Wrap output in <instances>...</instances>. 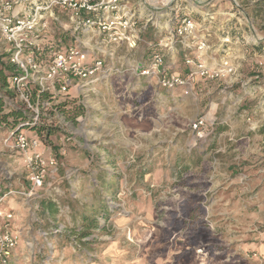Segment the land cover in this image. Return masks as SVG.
<instances>
[{
    "label": "rangeland",
    "instance_id": "1",
    "mask_svg": "<svg viewBox=\"0 0 264 264\" xmlns=\"http://www.w3.org/2000/svg\"><path fill=\"white\" fill-rule=\"evenodd\" d=\"M228 8L229 2H223L218 10ZM246 8L260 28L264 0ZM250 54L248 62H241L229 100L217 84H204L192 99L145 83L126 91L124 82L120 93L110 86L106 98L100 92L89 97L87 116L84 112L74 120L61 108L80 103L61 99L57 113L68 122L65 130L54 101L49 117L27 129L51 146L58 166L39 191L38 208L9 201L23 231L12 264H264V68L254 64L262 55L259 47ZM8 67L0 57V70ZM240 80L250 81L249 88ZM123 95L133 104L113 106L112 100ZM0 100L2 116L13 110L24 114L1 82ZM142 101H152L157 115L151 126L140 128L124 118L144 119L138 107ZM200 117L207 120L202 138L190 129ZM17 119L0 120V174L14 172L13 186L26 184L19 156L4 144ZM219 126L224 130L215 133ZM65 136L73 138L61 155ZM43 200L52 201L57 211L45 210ZM91 205H104L110 215L98 217L101 228L84 245L74 226ZM60 222L66 232L54 238L55 251L46 248L27 260L26 237L42 246L38 230Z\"/></svg>",
    "mask_w": 264,
    "mask_h": 264
},
{
    "label": "built area",
    "instance_id": "2",
    "mask_svg": "<svg viewBox=\"0 0 264 264\" xmlns=\"http://www.w3.org/2000/svg\"><path fill=\"white\" fill-rule=\"evenodd\" d=\"M243 1L0 0V57L12 68L13 102L21 103L24 112L4 144L19 156L26 182L13 186L14 172L5 169L0 174V264H12L23 240L10 199L38 208L39 191L59 161L51 146L27 128L49 117L56 101L55 114L65 130L68 122L57 113L61 99L82 104L87 116L86 100L98 95L100 86H112L113 80L125 82L126 91L145 83L192 99L211 83L221 87L224 100L231 99L241 62L249 61L251 50L259 47L262 55L254 64L264 68V19L259 28L246 8L263 0H247L246 6ZM223 2L230 8L219 11ZM239 82L249 88L250 81ZM206 124L200 117L190 129L202 138ZM72 138H62L61 155ZM65 232L63 222L40 228L42 246L29 235L25 258L42 255L46 248L53 253L54 238Z\"/></svg>",
    "mask_w": 264,
    "mask_h": 264
},
{
    "label": "trees",
    "instance_id": "3",
    "mask_svg": "<svg viewBox=\"0 0 264 264\" xmlns=\"http://www.w3.org/2000/svg\"><path fill=\"white\" fill-rule=\"evenodd\" d=\"M7 68V67H6ZM6 69H1L0 70V82L3 88H7L8 91H10V78L12 75V68L11 66L8 67V71ZM3 107V102L0 100V120L3 121L6 119L8 115H13L14 118H19L17 121H20L21 118L24 117V114L21 113L22 110H13L10 113L4 114L3 116L1 115ZM60 107V104L58 105V108ZM66 112V115L69 116L71 119H75L78 115L83 114L85 112L84 107L82 104L79 105H69L67 110L64 108H61ZM224 129L222 127H218V129L215 130V133L222 132ZM47 133V132H46ZM43 135V133H41ZM41 137V136H40ZM42 142L44 140L41 138ZM42 207L45 210H48L49 212H56L57 208L56 205L50 201V200H43L42 201ZM85 212L82 213V219L81 221L77 224V226H74L75 232L80 238L82 244L86 245L87 243L85 241H82L83 238L88 237L91 233H94L96 230H99L101 228L100 222L98 220V217H104L105 219H108V215H110V211L104 206L101 205L99 207L95 205L87 206L85 207ZM90 213V214H88ZM80 228V229H79Z\"/></svg>",
    "mask_w": 264,
    "mask_h": 264
},
{
    "label": "crops",
    "instance_id": "4",
    "mask_svg": "<svg viewBox=\"0 0 264 264\" xmlns=\"http://www.w3.org/2000/svg\"><path fill=\"white\" fill-rule=\"evenodd\" d=\"M123 84L124 83H122L120 80H113L112 88L115 90V92L120 93L121 90L123 89V86L125 87V85H123ZM147 87H149V86H147ZM109 91H110V87L100 86V88H99V92H100L101 95L104 94V96H105L104 98H106V94L110 95ZM145 91H146V89H145ZM155 94H156V92H155ZM109 97L111 98V96H109ZM121 97L122 98H120L119 100L117 98H115V100H112L113 101L112 102L113 106L115 105V106L119 107L122 103L124 105L133 104L132 102H130L129 98L125 99V95H123ZM151 103H152V101H150V102H148V101L139 102L140 105L138 107L141 108V110H142V112L144 114V119H142V120L140 119V121H139V118L136 119V118H133V117H130V118L125 117L124 119L127 120V123H129V124H131L133 126H136V127H140L141 128L144 125L151 126L152 125V118L151 117L157 115L155 113L154 108H153L154 107V105H153L154 103L153 104H151ZM118 107H116V108H118ZM121 107H122V105H121Z\"/></svg>",
    "mask_w": 264,
    "mask_h": 264
}]
</instances>
